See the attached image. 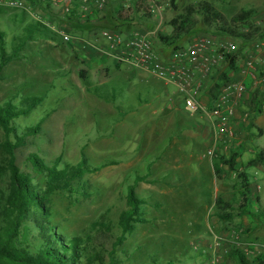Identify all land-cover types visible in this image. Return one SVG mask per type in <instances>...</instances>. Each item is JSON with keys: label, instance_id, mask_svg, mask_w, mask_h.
I'll list each match as a JSON object with an SVG mask.
<instances>
[{"label": "rangeland", "instance_id": "1", "mask_svg": "<svg viewBox=\"0 0 264 264\" xmlns=\"http://www.w3.org/2000/svg\"><path fill=\"white\" fill-rule=\"evenodd\" d=\"M137 1L139 0L130 1V8L133 10L128 22L135 21V26L139 27L133 30L142 31L143 34L157 29L155 35L151 34L149 38L163 58L162 50L165 53L169 51V57L174 47L163 44L158 47L160 42L157 36L160 33L171 35L173 29L169 22L183 13L188 6L206 1L222 14V22L212 26H206L201 16L194 15L196 24L192 34L183 36L177 46L185 47L202 38L212 40L214 48H221L227 41L236 44L234 53L238 72L234 73L230 62L224 60L206 78L207 82L212 84L211 90L224 74L229 73L233 81L243 80L248 85L246 101L236 117L228 122L232 134L221 136L217 129V120L198 112L195 113L200 116L197 118V131L195 130V133H198L197 139L182 138L178 143L170 138L169 143L168 139L161 142L162 132L157 134L153 130L156 125L153 126L150 122L146 125L148 131L143 130V137H140L147 136L148 148L143 147L142 152H139L138 146L126 151L123 147L124 152L116 154L109 140L111 133L99 128L100 118H77L69 112L75 99L79 97L78 90L71 88L70 81L65 82L57 77L54 87L50 88L45 82H38V79L34 81L27 76L25 83L28 82V85L25 87L29 88L31 83L34 89H41L37 95L48 94V99L28 118L14 117L16 119L13 127L17 131L9 138L12 142L16 136H22L26 129L45 119L41 131L31 134L25 140L26 145L16 150V164L23 171L32 172L27 159L31 153L36 152L44 155L48 164H53L54 160L61 156L59 168L77 165L83 160L88 166L100 169L103 167L97 173H86L72 193L57 192L52 195L50 220L59 226L68 238L92 237L91 244L88 243L91 252H100L106 263L109 262L110 252L114 248L121 264H154V261L155 264H236L228 257L232 248L243 251L249 258H254L264 251V158L261 161L256 159L259 153H264V106L263 112L257 114L253 104L254 98H264V0H140L148 5L151 16L142 5L139 6L140 11L135 9ZM127 2L129 1L116 0L121 6L119 11ZM248 9H256L257 15L245 23L234 21L236 16ZM128 10L123 9V12ZM16 13L19 14L18 18L15 17ZM28 22L29 19H26L22 12L8 10L0 15V32L4 34L8 54L12 52L18 40L28 35L24 32V24ZM220 25L233 29L236 34L251 33L253 36L247 39L226 34L220 31ZM35 34L40 35L38 32ZM30 45L43 51L38 54L37 63L47 71L58 73L60 70H57V66L71 65V62L74 64L73 49L68 43L55 47V44L41 40L31 42ZM76 52L79 53L78 50ZM246 57H251L254 61L257 76L255 81L242 77L240 73ZM20 64L16 61L11 64L9 73H15L22 67ZM15 74H11L3 83L6 85L0 86V106L8 102H12L16 107L20 106L9 97L11 92L8 93L14 83L23 79L21 73ZM142 74H146L147 83L139 82L138 78L130 83L120 78L118 84H111V87H114L111 93L115 91L117 97L122 100L126 98L127 108H132L144 100H148V106L157 110L163 107L161 102L166 101L167 104L168 101L170 104L177 92L176 88L173 85H164L147 72ZM91 79L93 83L97 80L100 84L101 78ZM64 85L69 86V91L62 90ZM101 89L108 91L106 87ZM18 100L16 99V102ZM51 110L55 111L54 114L41 118L46 111ZM245 113L249 114V118H244ZM189 114L191 110L181 104L180 110L174 111V123L167 133L177 137L180 130L189 129ZM200 126L208 131L201 133ZM133 133L134 131L125 137L126 141L129 139L127 145H131L136 136ZM140 138H136V145H141L146 140L141 142ZM6 139V134L0 127V188L3 189L7 188L9 181L8 154L4 147ZM212 150L213 156L209 155ZM234 153L238 156L237 171L231 172L224 167L222 175L216 174L213 162L220 156L230 157ZM115 161L116 164L113 163ZM252 161L255 163L252 164ZM241 172L248 175L251 184V211L263 212L261 220L246 216L236 218L230 223L221 222L216 216L219 207L217 200L222 199L234 207L240 205L241 180L238 175ZM138 176L148 178L136 187V194L144 202L141 210L146 222L138 224L134 232L118 245L117 237L121 234L118 221L121 213L128 208V188L135 183ZM34 182L43 186V176L34 174ZM256 223L259 224L257 227Z\"/></svg>", "mask_w": 264, "mask_h": 264}, {"label": "trees", "instance_id": "2", "mask_svg": "<svg viewBox=\"0 0 264 264\" xmlns=\"http://www.w3.org/2000/svg\"><path fill=\"white\" fill-rule=\"evenodd\" d=\"M139 1L135 2V9L140 11L139 6L142 5L141 7L151 16V10L145 3L147 0L138 3ZM132 10L130 8L124 13L122 8L118 12L119 20L122 22L130 21ZM257 13L256 9L243 10L234 18V21L248 22ZM194 15L201 16L206 26L222 22V14L212 4L202 1L196 5L188 6L183 13L173 18L169 22L173 33L171 35L158 34L159 42L168 47H174V51L181 49L182 47L177 46V42L183 36L192 34L196 24ZM220 31L247 39H251L253 36L251 33L236 34L233 29L221 25ZM24 32H27L28 35L26 38L17 41V45L10 54L6 51L4 34L0 32V81L4 67L20 57L25 44L32 40V35L35 32L40 33V35H48L50 31L41 23L32 25L30 23L24 28ZM226 60L230 62L232 71L234 73L238 72L239 68L236 64L235 53L227 55ZM228 81H233L231 73L229 75L224 74L223 78L217 81L211 90V104H213V101L220 93L222 85ZM41 101L42 98L33 97L26 99L21 108L16 107L12 102L0 106V127L3 128L7 138L4 147L8 154L7 171L9 175L7 188H0V264H121L118 262L115 248L110 252L109 262L106 263L100 252H91L89 244H91L92 237L88 236L87 239L79 236L68 238L63 230L50 220L52 215L50 207L52 195L57 192L72 193L86 173H97L103 167L100 169L88 166L83 160L77 165H66L63 168H59L62 162L61 156L54 160L53 164H48L44 155L36 152L31 153L27 159L33 170L32 172L23 171L16 164V150L26 145L25 140L31 134H38L41 131L45 119H42L36 126L26 129L22 136H16L14 142L9 139L17 131L13 127V122L16 118L27 115ZM263 102L264 98L263 100L258 97L254 98L253 104L257 114L263 112ZM237 157L235 153L230 157L220 156L218 160L213 162L215 173L222 175L224 167H227L231 172L237 171ZM263 158V152L256 156L257 161H261ZM251 163L253 164L255 161ZM34 174L43 176V186L34 182ZM238 176L241 180V203L238 207H234L231 203L218 199L217 218L224 223H230L236 218L246 216L261 220L263 212L253 213L251 211V184L248 175L241 172ZM145 179V177L138 176L135 183L128 188V208L121 213L118 221L121 231L120 236L117 237L118 245H121L127 239V236L134 232L138 224L146 222L141 210L144 202L136 194V187ZM258 225L256 223V227ZM228 257L235 261L236 264H264V251L257 254L254 258H249L243 251L232 248L228 252ZM153 263L155 264V261ZM168 264H173V262H168Z\"/></svg>", "mask_w": 264, "mask_h": 264}, {"label": "crops", "instance_id": "3", "mask_svg": "<svg viewBox=\"0 0 264 264\" xmlns=\"http://www.w3.org/2000/svg\"><path fill=\"white\" fill-rule=\"evenodd\" d=\"M120 7V4L116 3V0H110L109 9L104 13L98 15V17L95 18L94 21H89L87 23H75V21H73V19L71 18H61L58 16L54 17L52 16L51 12L47 10L43 12L41 11L44 16L48 17L49 19H53V23H58V25H56L54 29L46 26L50 31L48 35H32V40L28 41L25 44L20 53V57L10 62L2 70L5 72L1 73L2 79L0 81V86L2 87L6 85L3 83L8 80V77H10L11 74H22L23 79L18 83H14V87L11 90H8V93L11 92L12 94L9 97L12 98L15 103L20 105L19 108L22 107V104L26 99L33 97L42 98V101L27 115L20 116L28 118V116L34 110H37V108L48 99V94L37 95L36 93H39L41 89H34L31 83L30 87L26 88L25 85H28V82L25 83V79L27 78V76H29V79H32L34 81L38 79V82H45L47 85H49L50 88L54 87V80L57 77L64 80L65 82L70 81V83H72L71 88L78 90L79 97L77 100L75 99L73 107L69 112L77 118H100L101 125L99 128H101V130H107L111 133V138L109 137V140L112 143L111 147L112 149H114V152H116V154L118 152L122 153L128 148H133V146H138V148H140L139 152H142L143 147L148 148L147 136H144V138L140 137H143V130H145V132L148 131L146 125L150 122H152L153 126L156 125L155 129L153 130L156 131L157 134L158 132H162L161 142L162 140H169L170 138L174 142L178 143L182 138L188 140L197 139L198 133H195V130L197 126V118H199L200 116L195 114H189V129L180 130L177 137H175L174 135L171 136L167 133L170 129H172L171 127L174 123V111H176V109L180 110L181 104L184 105L183 98L178 93V91L173 95L172 100H170V104H168V101L167 104L166 101L161 102V106L163 107H161L159 110L148 106V100L140 101V103L135 105L134 107L127 108L126 98L122 100L121 98H119V96H116L115 91L111 93V90H114V87H111V84H118L120 78L128 80L129 83L132 80H136L137 78L139 82H148L147 77L145 76L146 74H142V72L145 71L136 70L130 68L126 64L118 63L111 56H108L106 55V53H104V50L108 48V40L104 39V36L102 35L105 30L118 31L124 35L129 36L130 34L135 32L133 28L139 27L135 26V21L122 22L118 20L116 14H118ZM5 11L6 10L0 9V15H2ZM18 15L19 14L16 13L15 17L18 18ZM25 16L26 19H29V22L25 23L24 26H27L32 22L35 24L40 23L36 20L31 19L26 14ZM56 28L62 29L64 32L70 34L73 37L72 42L68 44L73 49L72 61H74V64H72L71 62V65H59V67L57 66V70L60 71L58 73H52L45 70L43 67L41 68L40 63H37L38 54H41L43 51L36 49L33 45L31 46L30 43L45 40L46 43H50L51 45L55 44V47L60 44H66L62 40V37L55 31ZM156 31L157 29H154L151 32H144L151 38L150 35H155ZM155 40H157L156 37ZM160 44L161 43H159L157 46L160 47ZM76 50H78L79 53L76 52ZM162 52L165 56H168L169 54V51L165 53V51L162 50ZM15 61L16 63H21L20 65L22 67L16 70L15 73L13 71L9 73V67H11L10 65L14 64ZM28 61L31 63H26ZM23 65H26L27 67L25 68ZM94 77L97 79L101 78L100 84L99 82H97V80L95 83H93V79L91 78ZM197 80L201 82L202 85L200 102L203 105L211 106V82H207L208 80L206 78L200 77H197ZM105 87L106 90H108L107 92L101 89H105ZM62 90L69 91V86H62ZM16 99H19L18 102H16ZM54 112V110H51L49 112L46 111L43 117L41 116V118H48L49 115L54 114ZM202 128L203 127H201V129ZM132 131H134L133 135L136 136H134L131 145H127L129 144V139L126 141L125 137L128 133H132ZM203 131H205L206 133L208 130L204 128L202 129L201 133ZM205 133H203V135H205ZM136 138H140L139 141L141 142L142 140H146L142 142L141 145H136L135 141H138V139ZM161 142H158V144H160ZM169 142L170 140L168 141V143ZM123 147L125 148L124 151H122ZM113 163L116 164L117 161Z\"/></svg>", "mask_w": 264, "mask_h": 264}, {"label": "built area", "instance_id": "4", "mask_svg": "<svg viewBox=\"0 0 264 264\" xmlns=\"http://www.w3.org/2000/svg\"><path fill=\"white\" fill-rule=\"evenodd\" d=\"M123 5L124 10L131 7L130 1ZM110 0H0V9L18 11L26 14L52 29L57 24L53 19L44 16L41 11H49L52 16L71 18L75 23L94 21L98 15L109 9ZM40 11V12H39ZM66 43L72 42L73 37L62 29L55 30ZM102 35L108 40V48L104 50L118 63L130 68L142 70L164 85H173L182 96L185 107L191 114L202 112L217 120V129L221 136L232 134L229 120L235 118L244 103L248 85L243 80L228 81L222 85L217 98L209 105L200 102L202 85L197 77L207 78L217 68L226 56L236 51L234 42L227 41L221 48H214L210 39H198L191 44L175 50L164 58L158 53L148 35L139 31L124 35L118 31L105 30ZM242 77L255 81V64L251 57H246ZM244 118H249L245 113ZM214 150L209 151L213 156Z\"/></svg>", "mask_w": 264, "mask_h": 264}]
</instances>
